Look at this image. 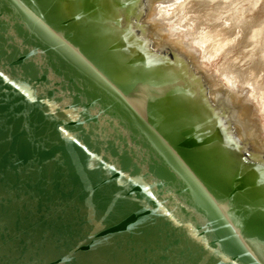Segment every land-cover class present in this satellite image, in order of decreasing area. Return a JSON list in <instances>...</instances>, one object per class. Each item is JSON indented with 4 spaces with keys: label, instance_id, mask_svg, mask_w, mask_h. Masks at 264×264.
I'll list each match as a JSON object with an SVG mask.
<instances>
[{
    "label": "water",
    "instance_id": "95a60500",
    "mask_svg": "<svg viewBox=\"0 0 264 264\" xmlns=\"http://www.w3.org/2000/svg\"><path fill=\"white\" fill-rule=\"evenodd\" d=\"M97 1L0 0V264H264V157L219 120L205 85L206 111L188 114L162 77L130 72ZM64 2L66 21L54 22ZM120 8L121 29L197 76L136 34L138 5ZM108 63L114 77L96 70L94 82L88 71ZM210 127L234 145L223 157L239 169L224 178Z\"/></svg>",
    "mask_w": 264,
    "mask_h": 264
},
{
    "label": "bare ground",
    "instance_id": "6f19581e",
    "mask_svg": "<svg viewBox=\"0 0 264 264\" xmlns=\"http://www.w3.org/2000/svg\"><path fill=\"white\" fill-rule=\"evenodd\" d=\"M43 1L45 2V0H43ZM106 1H108V0H98L96 2L97 7H96L95 13L97 14L96 15L97 18L103 24L106 25L104 35H105V38L107 37V38H110L112 40V42H111L112 52L119 54L122 52L126 53V51H127L128 56H133L128 61L129 66L130 65L132 66V67H130V68H132L130 70V72L133 71L134 73L137 72L138 75L146 76V74L140 73V71L138 70V67H139V68H142L145 71H147L146 72L147 78L150 80L152 78H154V73L159 76L158 72L155 71L153 69V67L150 66L151 64L149 65V63H147V62L140 61L139 57L136 56V54L142 50L146 51L145 53H148L146 55L144 54L146 57H149L150 55L152 57H156V55H152L150 52H148V50H146L144 48L145 46H143V45L139 46V48H136V52L134 53L131 50V47H126L124 45V43L120 42V40L117 38V36H118L117 33H119V29L113 30V28L115 26V23L118 21V19L114 18L115 16H113V17L109 16L110 13H108V11H107L109 9V7L106 8L105 4L103 3ZM239 1L240 0H176V1L175 0H161V3H159L157 5V15L156 16H157L159 23L161 25H163L165 22L167 23L169 21L174 20L173 18H176L177 19L176 23L179 26L190 25V27H193V29H194L193 31H187L188 40L185 41V39H182L181 41L184 43V45L186 47H189V49L191 48V50H193V52L197 56L198 61H201V57H199L197 55V52L194 48L195 47L194 45H197L195 43V41L199 42V44L203 43L206 56L210 55V56L215 57L217 55L219 56V54L221 52L226 51V57H227L229 54H232L233 52L236 51L234 54L237 53V55L232 60H230V59L226 60V58H225V62L220 64V66H221L220 77L226 76L227 78H231L232 81L233 80L236 81L235 83H237V84L241 83L240 85H245V86L250 85V87L252 86V88H254L256 90V92L259 94L258 96H260V97H258V98H260V101H263L262 103L264 104V29L262 28L263 27L262 25H261L262 26L261 28H255L256 24L253 20L254 16H252V14H253L252 9L255 6H257L256 4L258 2L256 0L251 2L252 0H250V2L252 3L251 7L240 9L238 7L239 3H240ZM235 3H237V5H236V7L233 8L232 6ZM110 7L111 8L113 7L112 4L110 5ZM148 8H149L148 5H146V7L143 9V12L147 13L149 11ZM100 9H103V10H100ZM118 10H120V8ZM224 11H226V12L224 13ZM67 14H69V9L66 7V4L64 2L61 5H59L57 7V9L52 10V15H53L52 19H55V20L57 19L54 22H59L60 18H58V17H61L62 20H65L66 18H63L62 16L65 17V16H67ZM104 18H106V21H103ZM112 24H113V28H112ZM70 27H71L70 29H71L72 38L77 37V40H78L79 38L76 35L77 31L74 30V29H76L75 26L70 25ZM120 30H122V29H120ZM147 30H150V29H147ZM113 32H115V33L113 34ZM142 32L145 33L144 30H142ZM176 34H177V32H175L174 29L167 33V35H171V36H173V35L177 36L178 34L177 35ZM160 35L162 36V38H160V39L165 40L163 38V35L165 36V33L162 32V34H160ZM130 36H132V35H130ZM155 37L159 38L157 36L156 32H155ZM165 38H167V37L165 36ZM136 41L138 42L139 40H136ZM190 42H192V43H190ZM134 43H136V42H134ZM149 43L153 44L152 42H149ZM178 43H179V41H178ZM56 44H58V43H56ZM156 46L161 47L162 41H161V43H159ZM65 50L66 49H64L63 51H65ZM154 51L156 53H160L158 50H154ZM162 54H164V53H162ZM157 55H160L161 58L156 57V59L158 60L156 62L157 65L155 64L156 67H160V68L165 69V68H168L169 65L172 66V67H169L168 69H166L167 72L165 74H167V73L170 75L175 74V72H176L175 69L178 70L179 72L181 71L178 64L173 65V64L169 63L168 59H166L165 56H162L161 54H157ZM62 56L64 57V59L66 60V62L69 65L74 64V65L80 66V64H79L80 59H78L79 57L77 55H74V53L68 51V52H64L62 54ZM133 58H134V60H133ZM203 58H204V56H203ZM176 61H179V60L175 58L173 60V62H176ZM179 63L183 66V69L185 67V69L187 68V70L189 71V69L185 63H183L181 60L179 61ZM111 65H113V64L108 63L106 68L102 66L103 68H100V69L98 68V66H95L96 68H94V66H93V70H91L90 68L87 67L86 70L90 69L88 71L89 77H91V79L94 82L100 83L102 81L100 80L99 76L96 74L97 72L95 73V71L97 70L100 73H102L105 70L107 74L110 72L112 77H114V74L112 73L114 70L111 71V69H110ZM173 66L175 69L173 68ZM130 72H128V75H127L129 77L133 74V73L131 74ZM176 75H177V81H178V79H179V82L186 81V79L184 78V75L181 74L180 75L181 78H179L178 73H176ZM228 75L231 77H229ZM160 77H162V76H160ZM169 77H171V76H168V77L163 76L162 78L164 79V81L168 82ZM214 83H215L216 87L210 89V92L212 94L217 93V90H216V89H218L217 86H221V87L224 86V82L221 79H220V81L214 80ZM138 85H141V84H138ZM188 85H189V88H191L190 85H192V87H194V89H195V91H193L191 93L193 100L195 102L202 101L201 97H202L203 93L200 90V87H199L200 84L197 81L196 77L189 79V82L187 81V86ZM135 88L136 89H133L134 91L132 93H134V92L139 93L142 90L141 86H136ZM189 88H187V89H189ZM143 89H145V88H143ZM210 92H209V94H211ZM207 93H208V91L206 89V97H207L208 101L211 100V102H216V100H218V101L222 100V102H224V100H225V102H236V103H238V102H247L248 103L249 102L248 96L245 95V93L242 94L238 90V88H237V91L235 90V88H231V92L225 91L226 94L223 93L225 97L222 95V93L219 94L217 97H214L216 94L213 96H212V94L207 96ZM223 97H224V99H223ZM250 106L253 109L252 112L254 113L255 109L253 108V106L251 104H250ZM251 124H253V122H251ZM254 130H255V128H253V126H252V131H253L254 136L258 139H261L259 137L258 132L257 131L254 132ZM209 132L211 134V138H212L213 142H215V139L212 137V128L209 129ZM209 143H211V141ZM215 146H217V145H215ZM203 151L205 152V150H203ZM209 151L218 155L219 159H217V161L219 162V168H218L217 164L215 165V163L212 159L213 156L211 157L213 164L215 165L216 169H218V171H219V172L217 171L219 173L218 176H220L221 178H224V176L226 175L225 174L226 169H228V168L232 169L229 171L233 172V174H234V170L238 171V169H239L238 165H236V164L234 165V163H232L230 160H225L224 157L226 155L224 153L222 154L220 148L217 147L216 151L211 148V150H209ZM257 172H258L257 175L260 176V179L264 177V175L260 174V172H261L260 170H257ZM206 174L209 175V172H206ZM263 185H264V183H263Z\"/></svg>",
    "mask_w": 264,
    "mask_h": 264
},
{
    "label": "flooded vegetation",
    "instance_id": "af4514ba",
    "mask_svg": "<svg viewBox=\"0 0 264 264\" xmlns=\"http://www.w3.org/2000/svg\"><path fill=\"white\" fill-rule=\"evenodd\" d=\"M118 2L120 3V6L122 5L123 2H125V7L129 8V9H134V7H136V5H138V9H137L138 21H137V24L135 23L136 34L139 36H143L145 38V41L148 42V44H150L149 42H152L153 44H150V48L153 50H158L160 53H167V54H168V51L175 53L177 55L176 59H178L179 61L181 60L183 63H185L187 65L188 69L189 70L191 69V71L197 75L196 76L197 81L202 86L205 85V88L208 91L207 96L212 94L210 92V89L216 87V85L214 83V78L207 71V69L201 65L200 61H198L197 56L195 55L193 50H191V48L189 49V47H186L182 41H179V43H178V41L174 39L175 37L177 38V36H175V35L171 36V35L165 34V36L167 38H165V36L163 35V38L165 40L160 39V38H162V36L160 35L161 34L160 31H164V29L161 28L163 26L159 23V20H158L156 15H157V5L159 3H161V0H121V1L118 0ZM103 3L105 5H107L106 8H108L112 4V1L108 0V1L103 2ZM146 5H148V7H149L148 8L149 11L147 13L143 12V9L146 7ZM112 6L114 8V5H112ZM115 6H116L115 8L117 9V11H119V13L123 19L122 18H121V20L118 19V21L115 23L114 28H113V24H112V28H113V30L119 29V33H117V35H118L117 38L120 40V42H123L126 47H131V50L135 53L136 48H139V46L144 45V43L141 41V39L137 38V36L136 37L135 36L133 37V35L130 36L131 34L128 32V30L125 32H124V29L120 30L121 28L119 27V25H120L119 23H121V27H125L124 16H126V14H125L126 12L124 11L125 10L124 8H120V6H117V5H115ZM119 8H120V10H118ZM116 9L113 11L115 12ZM100 10H103V9H100ZM103 21H106V18H104ZM138 29H139V31H138ZM147 29H150V30H147ZM142 30H144L145 33H143ZM155 32L158 34L157 36L159 38L155 37ZM114 33L115 32H113V34ZM170 37H172V38H170ZM136 40H139L138 41L139 43ZM161 41H162V46L161 47L156 46L159 43H161ZM134 42H136V43H134ZM145 52L146 51H143V50L139 51V53H137L136 56L139 57L140 61L147 62V63H149V65L151 64L150 66L153 67V69L158 72L159 77L160 76H162V77L163 76H166V77L171 76V77H169L168 83H170L171 86L174 87V89L177 93L176 98H175V100H176L175 102H179V104L186 109V110H184L185 112H188V114H191L192 110H194L195 108L198 111H202V112L206 111V106H205L203 99L200 102H195L193 100L191 93L193 91H195L194 87H192V85H190L191 88H189V85L187 86V81H181L182 83L179 82V79L177 81L176 73L179 74V78H181V76H180L181 73L178 70H176L174 68V66H173V68L176 71L175 74H171V75L168 73L165 74L167 72L166 69H168L169 67H172V66L169 65V67L165 68V69L160 68V67H156V65H157L156 62L158 61L156 59V57H158V58H161V57L158 55L156 57H152L151 55L150 56L148 55L149 57H146L145 55L148 53H145ZM154 79H158V77L154 76ZM145 87L147 88L146 84L141 85L142 89ZM154 88L160 91V90L168 89L169 86H164L162 88H156V87H154ZM187 88H189V89H187ZM217 88H218V89H216L217 93H215L216 95L212 94V96L215 95L214 97H217L221 93L224 96L223 93H225V91L231 92V87L225 83H224L223 87L217 86ZM133 89H136V88H133ZM209 92L211 94H209ZM224 97H223V99H224ZM208 102L215 107L214 108L215 113H216L217 117L219 118V120H223L224 115L226 117H228L229 120H231L232 129L235 132V134L238 138V141L243 143L244 140H246L247 141L246 148L247 149L250 148V150H253V152L255 151V152L260 153L261 157L263 158L264 157V131L261 128L262 125H259V126L257 125V127H256V123H255L256 118L254 117V115L256 113L252 112L253 109L251 108L250 104L247 102H238V103H236V102H225V100H224V102H222V100H219V101L216 100V102H211V100H210ZM251 122H253V124H251ZM252 126H253V128H255V127L257 128L254 130V132H256V130H257L261 139H258L254 136L253 131H252ZM210 129H211V127H210ZM221 136L223 139L222 144L220 143V146H222V148H220L222 154L224 153L226 155L228 150H230V152H232V153H235L233 143L226 139V137H229L227 127H224V129L221 127H219V128L216 127L215 129H212V137L215 140L220 138ZM230 161L232 163H234V165L235 164L237 165V163L235 161H232V160H230ZM258 170H260L262 172V173L260 172L261 175H264V168H258ZM261 180L264 183V177L261 178Z\"/></svg>",
    "mask_w": 264,
    "mask_h": 264
},
{
    "label": "rangeland",
    "instance_id": "374dc122",
    "mask_svg": "<svg viewBox=\"0 0 264 264\" xmlns=\"http://www.w3.org/2000/svg\"><path fill=\"white\" fill-rule=\"evenodd\" d=\"M253 1L254 0H252L251 2H253ZM256 1L258 2L256 4L257 6H255L252 9V13H253L252 16H254L253 20H254V22L256 24L255 25V28H261L263 26L262 28L264 29V0H256ZM239 2L240 3H239V6L238 7L240 9L247 8V7H251V4H252L250 2V0H242V1L240 0ZM236 5H237V3H235L232 7L234 8V7H236ZM226 11H224V13ZM173 19L174 20L169 21L167 23L165 22L162 25L163 27H161V28L164 29V31H160V33L162 34V32H164L165 34H167L168 32H170V31H172L174 29L175 32H177V34H178V35L176 34L177 35V38L175 37L174 38L175 40H177V41H181L182 39H185V41L188 40V38H187V35H188L187 31H193L194 30L193 27H190V25L179 26L176 23V20L177 19L176 18H173ZM170 38H172V37H170ZM190 43H192V42H190ZM195 43L197 45H194V44L193 45L195 46L194 48H195V50L197 52V55L199 57H201L200 63L213 76L214 80L220 81V79H221V80H223V82L225 84H227L231 88H235L236 91H237V88H238V90L242 94L245 93V95L248 96V101H249L248 103L251 104L253 106V108L255 109V113L256 114L254 115V117L256 118V120H255L256 121L255 122L256 123V127H257V125L258 126L259 125H262L261 128L264 131V104L262 103L263 101H260V98H258L260 96H258L259 94L256 92V90L254 88H252V86L250 87V85H246L245 86V85H240L241 83H238L237 84V83H235L236 81H234V80L232 81L231 78H227L226 76L225 77H220V73H221L220 72V69H221L220 64H222V63L225 62V58H226V60H228V59L232 60L237 55V53L234 54L236 51L233 52L232 54H229L227 56L228 58L226 57V51L225 52H221L219 54V56L218 55L215 56V57L214 56H210V55H207L206 56L205 55V51H204V45H203V43H200L199 44V42H196V41H195ZM203 56H204V58H203ZM229 77H231V76H229ZM256 127H255V129H257Z\"/></svg>",
    "mask_w": 264,
    "mask_h": 264
}]
</instances>
